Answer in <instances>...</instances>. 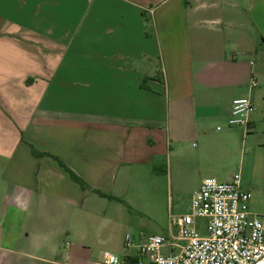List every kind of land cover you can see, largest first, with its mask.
<instances>
[{"label":"crops","instance_id":"1","mask_svg":"<svg viewBox=\"0 0 264 264\" xmlns=\"http://www.w3.org/2000/svg\"><path fill=\"white\" fill-rule=\"evenodd\" d=\"M237 153L264 166V0H0V264L131 262L143 190L191 198Z\"/></svg>","mask_w":264,"mask_h":264},{"label":"built area","instance_id":"2","mask_svg":"<svg viewBox=\"0 0 264 264\" xmlns=\"http://www.w3.org/2000/svg\"><path fill=\"white\" fill-rule=\"evenodd\" d=\"M256 85L252 80L250 87ZM252 111L249 99L233 100L228 127L248 130ZM249 199L239 174L226 182L204 178L191 196L190 212L172 222L175 237L149 235L138 242L126 236L124 248L135 251V260L126 263L106 255L104 264H264V211L252 214ZM197 218L206 220L205 236L194 228Z\"/></svg>","mask_w":264,"mask_h":264},{"label":"rangeland","instance_id":"3","mask_svg":"<svg viewBox=\"0 0 264 264\" xmlns=\"http://www.w3.org/2000/svg\"><path fill=\"white\" fill-rule=\"evenodd\" d=\"M239 132V128H229L227 122L214 123L209 126L208 140L210 143L216 144V149L219 151L221 146L220 137L226 131ZM240 133V132H239ZM200 145V142H198ZM214 144V146H215ZM213 145V144H212ZM196 146H191V149H195ZM242 150V149H241ZM243 151L248 152L247 148ZM217 167L214 172L209 171L205 173L206 177L214 178L217 182H224L229 176L234 173L240 176L241 190L249 193L250 199L248 202L250 212L252 214H261L264 211V166L259 162L247 163L244 161L242 163L240 153L232 155L224 161L218 159ZM165 161H159L157 164L158 170L162 173L165 169ZM193 187L192 183L178 186L177 184L168 183L159 187L154 192V195L148 193V190L144 189V197L146 201V208H140L138 202H134L131 207L134 208L132 211L133 215L136 217L138 222L137 231L140 234L146 235H159L162 237H167V232L163 227L165 219L169 213L173 218L181 217L190 212V194ZM150 209H153L150 213ZM155 210V211H154ZM159 216L153 214L157 213ZM145 222V224H143ZM140 223V224H139ZM143 226V227H142ZM194 228L196 229L198 235L205 236L206 230V220L202 218H197L194 220ZM141 229V230H140ZM176 235V232H174ZM176 245H182L181 243H176ZM177 249V248H175ZM166 251V249H165Z\"/></svg>","mask_w":264,"mask_h":264},{"label":"trees","instance_id":"4","mask_svg":"<svg viewBox=\"0 0 264 264\" xmlns=\"http://www.w3.org/2000/svg\"><path fill=\"white\" fill-rule=\"evenodd\" d=\"M31 153L33 156L35 157H51L53 160H55L62 168L63 170L68 174V176L71 178L72 181H74L78 186H80V188L82 189H86L87 186L86 184L80 179L78 178L73 172H71L59 159H57L54 156H50L48 154H44V153H40L37 152L35 149H33L32 147H30Z\"/></svg>","mask_w":264,"mask_h":264}]
</instances>
